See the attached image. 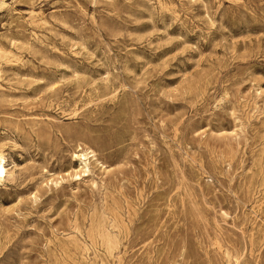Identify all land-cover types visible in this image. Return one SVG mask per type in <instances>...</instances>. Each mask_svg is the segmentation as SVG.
<instances>
[{
  "label": "rangeland",
  "instance_id": "rangeland-1",
  "mask_svg": "<svg viewBox=\"0 0 264 264\" xmlns=\"http://www.w3.org/2000/svg\"><path fill=\"white\" fill-rule=\"evenodd\" d=\"M0 150V264H264V0H0Z\"/></svg>",
  "mask_w": 264,
  "mask_h": 264
},
{
  "label": "bare ground",
  "instance_id": "bare-ground-1",
  "mask_svg": "<svg viewBox=\"0 0 264 264\" xmlns=\"http://www.w3.org/2000/svg\"><path fill=\"white\" fill-rule=\"evenodd\" d=\"M89 154H90V157H95L94 149L88 147L87 149H83L82 153L73 154V156L77 157V159L79 160L78 167H77V169L74 168L73 172L68 173V175H67L68 177L78 178L80 176V172L88 173L89 167L87 164L89 162V157H88ZM6 157H7V155L5 156L4 153L0 150V183H2V181L4 179L8 178V175L10 173L9 169L5 168V166H4L5 161H6ZM94 161L97 162V164L100 167L103 165L102 162L96 161V158H94ZM60 178H62V177H60ZM50 182H53L54 184H56L58 181H57V178H54L53 180L50 179Z\"/></svg>",
  "mask_w": 264,
  "mask_h": 264
}]
</instances>
